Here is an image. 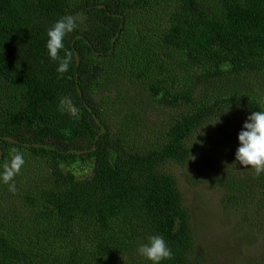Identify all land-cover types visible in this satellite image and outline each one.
<instances>
[{
    "label": "trees",
    "instance_id": "16d2710c",
    "mask_svg": "<svg viewBox=\"0 0 264 264\" xmlns=\"http://www.w3.org/2000/svg\"><path fill=\"white\" fill-rule=\"evenodd\" d=\"M68 15L59 73L47 31ZM120 79L175 111L151 142L132 141L146 101L105 95ZM111 106L125 113L117 131ZM253 111H264V0H0V171L17 152L25 161L14 192L0 183V264H150L136 249L152 235L172 250L162 264H206L174 166L222 193L264 264V174L234 155Z\"/></svg>",
    "mask_w": 264,
    "mask_h": 264
},
{
    "label": "rangeland",
    "instance_id": "374dc122",
    "mask_svg": "<svg viewBox=\"0 0 264 264\" xmlns=\"http://www.w3.org/2000/svg\"><path fill=\"white\" fill-rule=\"evenodd\" d=\"M114 84L117 85L116 87L119 90L114 89L112 85L111 93L107 92L105 94L108 100H116L127 96L128 98L135 97L137 100L144 99L148 104V108L142 113L144 121L140 125H136L132 141L139 144L141 140L155 138V133L159 134L161 130H165L167 120H170L175 112L173 109L158 106L139 85L130 84L124 79H120L118 83ZM119 91L123 95L119 96ZM107 113L111 118H114V129L117 131L118 128H122L125 123L124 111L111 106L107 109ZM228 118L222 116V123L232 129L233 126L239 127L241 125L242 121H232L234 120L233 116ZM213 139L211 137L208 143ZM212 144L220 152L230 153L228 145L223 140L216 138ZM200 165L210 170L211 166L206 167L204 163H200ZM205 169L198 176L194 173V176L202 178ZM173 172L179 179L186 203L193 208V229L197 243L203 249L206 264H256L253 260L255 258L256 262V259H258L256 253H260L262 240L259 236L257 239V236L254 235L249 236L248 239L245 237V233L242 237L240 233L236 232L235 221L239 220L240 216L231 213L230 208L226 209L223 206L222 193L199 180L190 183L187 174L193 173L191 169L186 170L180 166H174ZM85 173L87 171H79L78 175L85 176Z\"/></svg>",
    "mask_w": 264,
    "mask_h": 264
},
{
    "label": "clouds",
    "instance_id": "9594fccd",
    "mask_svg": "<svg viewBox=\"0 0 264 264\" xmlns=\"http://www.w3.org/2000/svg\"><path fill=\"white\" fill-rule=\"evenodd\" d=\"M77 27L73 16H64L55 22L47 31L46 49L49 58L59 61L57 72L69 70L72 53L66 51L64 57L59 53L64 49L65 37ZM238 146L235 150V163L242 168L252 169L257 176L264 174V111H253L248 115L238 132ZM25 161L17 152L11 161L0 171V183L8 185L11 192L15 191L14 177L20 172ZM136 252L150 264H162L172 256V250L161 235H152L147 242L141 243Z\"/></svg>",
    "mask_w": 264,
    "mask_h": 264
},
{
    "label": "water",
    "instance_id": "95a60500",
    "mask_svg": "<svg viewBox=\"0 0 264 264\" xmlns=\"http://www.w3.org/2000/svg\"><path fill=\"white\" fill-rule=\"evenodd\" d=\"M9 139H11V140L15 141V140H14V139H12V138H9ZM27 145H29V144H27ZM1 154H2V151H1Z\"/></svg>",
    "mask_w": 264,
    "mask_h": 264
}]
</instances>
